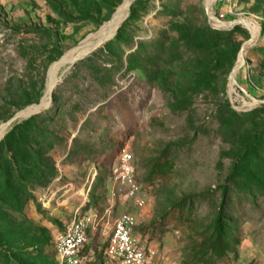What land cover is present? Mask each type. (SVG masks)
Here are the masks:
<instances>
[{"label":"rangeland","instance_id":"1","mask_svg":"<svg viewBox=\"0 0 264 264\" xmlns=\"http://www.w3.org/2000/svg\"><path fill=\"white\" fill-rule=\"evenodd\" d=\"M123 0H0V125L43 101L50 67ZM136 0L117 35L59 76L0 142V264H60L58 231L123 213L153 264H264V0ZM144 206L115 185L124 151ZM116 190L114 196L113 191ZM221 248L215 250L216 223ZM92 240V241H93ZM92 256V255H91Z\"/></svg>","mask_w":264,"mask_h":264},{"label":"built area","instance_id":"2","mask_svg":"<svg viewBox=\"0 0 264 264\" xmlns=\"http://www.w3.org/2000/svg\"><path fill=\"white\" fill-rule=\"evenodd\" d=\"M130 155L124 151L122 162L114 169L115 185L128 187L127 195L138 207L144 206L129 168ZM115 196L116 190L113 191ZM138 222L130 213H123L113 222L107 235L104 255L109 264H153L149 248L135 234ZM97 215L77 213L69 225L55 236V250L60 264H87L92 250L89 248L95 232L99 229Z\"/></svg>","mask_w":264,"mask_h":264},{"label":"bare ground","instance_id":"3","mask_svg":"<svg viewBox=\"0 0 264 264\" xmlns=\"http://www.w3.org/2000/svg\"><path fill=\"white\" fill-rule=\"evenodd\" d=\"M134 0H123L122 3L117 8L116 12L114 13L112 17L111 22H107L105 25H103L96 35H94L93 39L91 41L85 42L81 47L77 49H72L69 52H67L59 61L54 63L48 73V81L46 86V96L43 100L44 105L48 106L51 100V94L53 91V87L56 84V82L59 79V76L65 72L79 57L87 53L95 44L97 41L104 40L108 37L113 36L117 29L119 28L122 21L126 18V16L129 14V10L132 6V3ZM212 0H206V5L209 9H212ZM210 17H213V13H210ZM238 21L242 22L246 27L249 28L250 32L252 33L251 38L245 43L246 49L243 53H240L239 60L236 66L241 67V65L244 62V55L246 53V50L253 45L256 40L259 37L260 33V27L259 25L253 20V19H247V18H240ZM216 25L230 28L233 23L232 22H224L219 19H215L213 21ZM233 79L235 80V73L233 74ZM233 82V81H232ZM234 83V82H233ZM0 125V142L6 133V131L13 125Z\"/></svg>","mask_w":264,"mask_h":264},{"label":"water","instance_id":"4","mask_svg":"<svg viewBox=\"0 0 264 264\" xmlns=\"http://www.w3.org/2000/svg\"><path fill=\"white\" fill-rule=\"evenodd\" d=\"M135 1H136V0H134V2H135ZM134 2L132 3V5L134 4ZM207 11H208L209 16H210V13H213L212 9H209L208 7H207ZM129 13H130V12H129ZM128 16H129V14H128V15L126 16V18L122 21V23L120 24L119 28L117 29L116 33H115L113 36L108 37V38H106V39H104V40H101V41H97L96 44H95V45H94V46H93V47H92L87 53H85L84 55H82L81 57H79V58H78V59H77V60H76V61H75L70 67H69V69H71V68L74 66V64H75L76 62L85 59V58L88 57L92 52H94V51H96L98 48H100L103 44L107 43V42L110 41L112 38H114V37L117 35L119 29L122 27L124 21L128 18ZM215 19H217V17H215L214 15H213V17H210L211 22L215 21ZM111 21H112V20H111ZM111 21H109V22H111ZM213 23H214V22H213ZM232 23H233V25L231 26V28L234 27V26H236V25H239V24L244 25L242 22H240V21H238V20H235V21H233ZM97 33H98V31H97L96 33L90 35L86 40H84V42H82L81 44H79V45H78L76 48H74V49H77V48L81 47L83 44H85V42L91 41V40L93 39L94 35H96ZM245 49H246V46H245V44H244V45L242 46V48H241V53H243V52L245 51ZM69 69H68V70H69ZM238 69H239V66H236V67L234 68V71H233V73H232V75H231V78H230L231 81H233L234 83H236V80L233 79V74H234L236 71H238ZM60 80H61V78H60ZM60 80H59V81H60ZM59 81H57L56 84H55L54 87H53V91H52V94H51V100H50V103H49L48 106H50V104H51V102H52L53 93H54V90H55V88L57 87ZM48 106L44 105L43 101L41 100L39 103H35V104H33V105H30V106L26 107L25 109H23V110L17 112V113H16V114H15V115H14V116L8 121V122L5 123V125H9V124L15 123L16 121H18V120H20V119H23V118H30L31 116L36 115V114L42 112V111H43L45 108H47Z\"/></svg>","mask_w":264,"mask_h":264},{"label":"trees","instance_id":"5","mask_svg":"<svg viewBox=\"0 0 264 264\" xmlns=\"http://www.w3.org/2000/svg\"><path fill=\"white\" fill-rule=\"evenodd\" d=\"M216 225H217V227H216V231H217V240H215V250H217L218 251V249L219 248H221L222 247V245H223V241H221V238H220V235H221V233H222V229H221V224H220V220H217V223H216ZM61 231V230H60ZM59 232V231H58ZM91 250H92V252L90 253L89 251L87 252V255H89L88 257H89V261H88V263L87 264H89L91 261H96L97 259H95L96 258V255H97V253H98V246H97V244H96V241L95 240H93L92 241V243H91V245H90V247H89ZM54 250H55V244H54ZM55 252H56V250H55ZM92 255V256H91Z\"/></svg>","mask_w":264,"mask_h":264}]
</instances>
